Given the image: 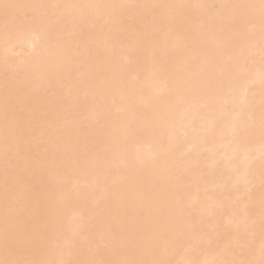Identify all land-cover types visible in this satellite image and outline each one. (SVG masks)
<instances>
[{"label": "bare ground", "instance_id": "obj_1", "mask_svg": "<svg viewBox=\"0 0 264 264\" xmlns=\"http://www.w3.org/2000/svg\"><path fill=\"white\" fill-rule=\"evenodd\" d=\"M0 264H264V0H0Z\"/></svg>", "mask_w": 264, "mask_h": 264}]
</instances>
